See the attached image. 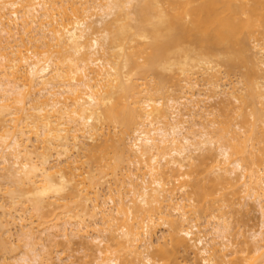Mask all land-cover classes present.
<instances>
[{"label":"bare ground","instance_id":"1","mask_svg":"<svg viewBox=\"0 0 264 264\" xmlns=\"http://www.w3.org/2000/svg\"><path fill=\"white\" fill-rule=\"evenodd\" d=\"M0 264H264V0H0Z\"/></svg>","mask_w":264,"mask_h":264},{"label":"rangeland","instance_id":"2","mask_svg":"<svg viewBox=\"0 0 264 264\" xmlns=\"http://www.w3.org/2000/svg\"><path fill=\"white\" fill-rule=\"evenodd\" d=\"M77 257H82V253H75Z\"/></svg>","mask_w":264,"mask_h":264}]
</instances>
